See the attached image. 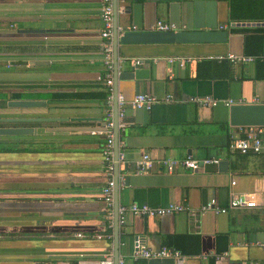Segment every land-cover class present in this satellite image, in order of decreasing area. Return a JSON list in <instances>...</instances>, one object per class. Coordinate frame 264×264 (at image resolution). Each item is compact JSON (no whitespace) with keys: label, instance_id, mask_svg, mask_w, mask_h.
Wrapping results in <instances>:
<instances>
[{"label":"crops","instance_id":"1","mask_svg":"<svg viewBox=\"0 0 264 264\" xmlns=\"http://www.w3.org/2000/svg\"><path fill=\"white\" fill-rule=\"evenodd\" d=\"M100 2L0 0V119H17L0 120V126L34 129L0 137V264H99L113 258V207L108 216L102 200L103 137L90 133L103 126L106 109L98 79L104 71ZM228 10V0L218 2L217 22L229 31L226 43L118 45L119 64L127 57V70L135 59L147 61L142 78L118 79V91L127 99L148 92L160 100L149 111L125 106L120 169L128 183L120 189V204L198 209L213 198L227 208L197 216L128 213L120 226L123 264H147L146 258L133 259L135 242L152 251L176 248L189 256L185 264L264 263V155L228 148L244 128L230 124L229 106L264 102V67L216 59L246 55L244 36L264 35V21L231 25ZM157 19L180 29L192 23L186 0H117L120 27L146 30ZM168 94L172 101L164 100ZM195 96L217 103L199 106ZM229 99L234 102L226 104ZM145 153L153 159L218 157L226 164L172 174L156 165L135 174L129 164ZM241 194H250L255 206L228 208Z\"/></svg>","mask_w":264,"mask_h":264},{"label":"built area","instance_id":"2","mask_svg":"<svg viewBox=\"0 0 264 264\" xmlns=\"http://www.w3.org/2000/svg\"><path fill=\"white\" fill-rule=\"evenodd\" d=\"M99 16L102 22V28L100 31L101 46L103 51V66L104 71L99 75L98 79L102 82L105 90V119L104 124L100 128L91 130V134L100 135L103 137V167L105 173V185L102 188V200L104 203V210L109 216L112 212L113 207V191L115 186L114 179V119H113V96H114V56H113V40L112 33L114 28V3L113 0H101L99 7ZM178 27L175 23L165 22L160 19L150 25V30L155 31H173L177 30ZM117 31L122 34L125 30H136V26L120 27L117 25ZM179 60L182 58L176 57ZM224 58L231 59L233 61H263L264 51L256 55H235L233 53H227L225 55H218L216 59L221 60ZM142 59L133 60L134 64H140ZM172 60V58H170ZM165 101H172L173 96L171 94L166 95ZM194 103L199 106H212L217 103L216 99L210 96H195L191 99ZM160 101L156 96L148 92H138L130 99H127L119 91L116 94V106H117V143L120 149L119 151V166L123 161V155L121 147L123 142L121 141L120 134L125 130L128 121L126 120L125 106L130 105L135 109L150 110L152 106ZM234 101L229 99L226 104H231ZM228 148L232 152H239L241 154H253V155H264V126H248L242 128V136L233 139ZM220 158L218 157H203L195 158L191 155L185 158H162L153 159L147 153L143 154L141 158L131 162L129 165L134 170L135 174L149 173L156 165L160 167V170L165 173L172 174L179 170H190L196 171L206 165L215 164L218 165ZM128 165V166H129ZM118 188L121 189L125 184V177L120 172L117 177ZM255 200L250 194H241L234 196L228 202V208H250L255 206ZM227 208L219 207L216 204L215 199H209L203 203L198 209H191L184 204L170 203L163 207H152L147 204L138 205L132 203L130 205H118V225L122 226L125 223L126 215L128 213L142 216H163L171 215L179 212H187L189 215L197 216L204 214L207 211H213L215 213L226 212ZM80 236V234H79ZM133 259L140 257L151 259V258H173L175 264H185L189 256L184 255L180 250L163 246L156 251H152L135 242L132 251ZM216 259L219 257L216 256ZM99 264H113V258L111 255L105 256ZM118 264H123V259L118 258ZM233 264H264L262 262H240Z\"/></svg>","mask_w":264,"mask_h":264},{"label":"water","instance_id":"3","mask_svg":"<svg viewBox=\"0 0 264 264\" xmlns=\"http://www.w3.org/2000/svg\"><path fill=\"white\" fill-rule=\"evenodd\" d=\"M219 1L225 0H186V4L189 12L191 11L192 23L190 27L186 29H180L173 31H155V30H125L122 34L117 31L116 21V7L117 0H113L114 3V28L112 33L113 40V56H114V96H113V119H114V179L115 186L113 191V264H118V258L120 252L125 244V237L120 234V226L118 225V205L120 204V189L118 188L117 177L121 172L118 159H119V147L117 143V106H116V94L118 92V79L120 78H142V74H146V70L143 67V63L147 61L141 60L140 64H134L133 70L126 69V63L128 58L122 60V64H119L120 51L119 44H133V43H205V44H219L226 43L229 37V31L223 28L216 19V8ZM258 24V23H256ZM231 25L236 26H249L255 25V23L248 22H233ZM146 77V76H145ZM20 105H33L30 102H22ZM8 121H16L15 118L0 119ZM20 120H33V119H20ZM229 122L231 125L248 127V126H264V102L260 103H235L229 106ZM43 129L39 128L36 132H41ZM33 127L26 126H0L1 136H17L32 134ZM226 164V161L220 160L218 165ZM215 164L206 165V167L218 166ZM130 167V166H129ZM132 169V167H130ZM128 165L124 166V170H130ZM128 183V176H125V184ZM146 217V216H144ZM147 264H175L173 258H151L147 260Z\"/></svg>","mask_w":264,"mask_h":264},{"label":"trees","instance_id":"4","mask_svg":"<svg viewBox=\"0 0 264 264\" xmlns=\"http://www.w3.org/2000/svg\"><path fill=\"white\" fill-rule=\"evenodd\" d=\"M228 8L229 18L233 22L264 21V0H228ZM263 51L264 35L253 33L244 36V53L246 55H256ZM257 64L264 67V60L258 61ZM209 264H214V260L210 259Z\"/></svg>","mask_w":264,"mask_h":264}]
</instances>
